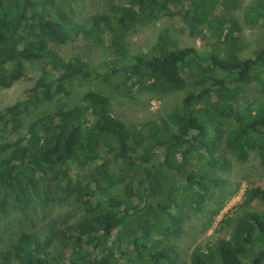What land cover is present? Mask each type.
<instances>
[{
	"label": "trees",
	"instance_id": "16d2710c",
	"mask_svg": "<svg viewBox=\"0 0 264 264\" xmlns=\"http://www.w3.org/2000/svg\"><path fill=\"white\" fill-rule=\"evenodd\" d=\"M106 1L111 13L82 25L54 0H0V86L24 77L28 64L40 69L26 98L0 110V229L8 231L3 220L20 210L30 219L23 204L31 194L45 190L49 207L54 184L63 196L77 194L87 212L75 223L51 220L44 239L42 231H20L0 248V264H183L174 242L191 211L204 212L211 188L226 182L214 170L227 164L225 151L244 162L255 150L264 164V47L240 56L243 27L231 13L239 0ZM176 16L210 49L180 48L166 28L147 52H129L125 38L138 25ZM243 18L264 28V0H251ZM84 40L108 42L112 58L95 63L81 47L70 59L57 51ZM89 80L129 92L198 88L168 119L137 131L113 113L103 88L65 108L71 82ZM252 80L260 95L231 101ZM256 200L264 204V186L248 187L242 206ZM55 240L63 257L52 253ZM67 244L75 248L69 255ZM189 264H264V211L245 210L229 239L196 248Z\"/></svg>",
	"mask_w": 264,
	"mask_h": 264
},
{
	"label": "rangeland",
	"instance_id": "374dc122",
	"mask_svg": "<svg viewBox=\"0 0 264 264\" xmlns=\"http://www.w3.org/2000/svg\"><path fill=\"white\" fill-rule=\"evenodd\" d=\"M54 1L59 7L61 6L68 11L74 21L82 25L88 24L94 15L111 13L110 5L106 0ZM250 1L239 0L238 6L236 4L231 11L239 19L243 27L242 41L244 48L240 53L242 58L255 57L259 50L264 47V28L259 26L250 28L244 22V7ZM166 28L172 31V38L180 48L195 47L200 51L210 49L206 41H203L199 37H193L182 19L176 16L162 17L151 25H138L135 31L128 34L125 38L129 52L135 55L147 52L148 48L157 42L158 35ZM76 47L83 48L91 55L95 63L112 58L108 42L99 45L86 40L77 41L59 45L57 51L63 57L70 59ZM39 76L40 69L35 64H28L24 77L19 79L10 88L0 86V110H4L25 99L27 91L35 85ZM258 87V81L252 80L243 90L230 99H232L231 101H242L244 98H254L258 94L260 95ZM99 88L106 89V86L98 81H72L71 96H63L61 102L68 109L72 105H75L84 93L89 90H100ZM197 88V86L189 84L185 89L168 94L149 93L139 90L129 92L128 89L124 88L116 91L114 87H110L105 90V93L110 97L113 113L127 122L129 127L138 131L147 129L150 123L165 118L168 119L182 107L183 99L187 94L195 91ZM50 108L55 109L56 105H49ZM26 129L24 128L16 133L5 135L4 140L15 141L26 132ZM158 154H163V151L159 150ZM224 154L227 164L214 170L216 176L226 182L211 188L204 212L195 213L191 211V216H189V219L185 223V234L174 242L180 252L183 264H189L191 254L196 248L205 250L207 245H212L219 239H229L234 231L236 220L244 214L245 210L264 211V204L260 200H256L249 208L242 206L245 190L248 187L254 185L264 186V164L261 162L258 152L255 150L250 151L247 160L244 162L239 161L229 151H225ZM89 178H91L90 175L82 177L83 181ZM51 187L55 199L49 207L48 200L44 194L45 190H42L39 197L31 194L29 202L23 204L24 209L29 204L28 209L29 213H31L29 220L23 217L21 210L18 212L17 217L14 213L5 217L2 225L7 223L10 229L8 231L0 229V248H3L8 240L19 234L20 231H42L40 237L44 239L45 231H43V227L48 222H51V220L61 217L67 219L69 217L67 220L70 223H75L87 213L83 202L77 194L69 197L63 196L57 191L55 184ZM185 203L187 202L180 201L179 203V205L181 204L180 208H183V210L190 208V204L186 205ZM221 203H223V206H221ZM218 208H220L219 212L213 214ZM21 218L26 220L23 226H20L18 223ZM60 244L59 240H55L52 245V253L57 257H63L64 255V249L60 247ZM74 249L71 244H67L65 254L67 252L68 255L69 253L71 254V252H74Z\"/></svg>",
	"mask_w": 264,
	"mask_h": 264
}]
</instances>
